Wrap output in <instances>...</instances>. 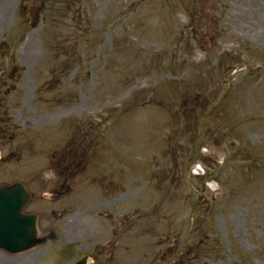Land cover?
Masks as SVG:
<instances>
[{"label": "rangeland", "instance_id": "374dc122", "mask_svg": "<svg viewBox=\"0 0 264 264\" xmlns=\"http://www.w3.org/2000/svg\"><path fill=\"white\" fill-rule=\"evenodd\" d=\"M27 3L0 0V183L56 236L0 264H264V0Z\"/></svg>", "mask_w": 264, "mask_h": 264}, {"label": "water", "instance_id": "95a60500", "mask_svg": "<svg viewBox=\"0 0 264 264\" xmlns=\"http://www.w3.org/2000/svg\"><path fill=\"white\" fill-rule=\"evenodd\" d=\"M29 198V192L20 182L0 184V247L18 252L45 241L37 235L36 214L22 212Z\"/></svg>", "mask_w": 264, "mask_h": 264}, {"label": "clouds", "instance_id": "9594fccd", "mask_svg": "<svg viewBox=\"0 0 264 264\" xmlns=\"http://www.w3.org/2000/svg\"><path fill=\"white\" fill-rule=\"evenodd\" d=\"M45 179H47V176H45Z\"/></svg>", "mask_w": 264, "mask_h": 264}]
</instances>
